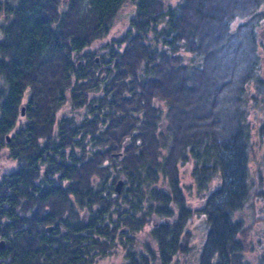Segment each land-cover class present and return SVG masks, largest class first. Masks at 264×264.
Listing matches in <instances>:
<instances>
[{
	"label": "trees",
	"instance_id": "1",
	"mask_svg": "<svg viewBox=\"0 0 264 264\" xmlns=\"http://www.w3.org/2000/svg\"><path fill=\"white\" fill-rule=\"evenodd\" d=\"M130 4V26L105 44L110 53L87 48L107 36ZM0 11L3 104L18 114L26 102L29 120L16 139L18 168L0 183V236L6 239L0 264H32V202L39 227L44 208L38 205L68 207L74 196L86 255L81 264L96 243L100 251L115 245L92 230L101 237L111 223L139 230L153 216L158 223L149 233L157 250L146 246L150 259L141 249L129 250L128 264H170L188 251L191 209L178 176L186 161L205 198L198 264H264V0H0ZM95 58L109 70L103 73ZM64 104L71 114L59 116ZM82 106L97 110L95 117L77 113ZM118 124L127 128L112 127ZM2 126L0 138L9 129ZM82 128L106 132L100 138L116 148L128 136L129 155L121 169L94 151L81 159L86 170L79 191L70 182L77 172L66 146L74 147L73 131ZM79 144L85 153L86 143ZM120 173L126 177L121 194L114 190ZM57 249L67 254V245Z\"/></svg>",
	"mask_w": 264,
	"mask_h": 264
},
{
	"label": "flooded vegetation",
	"instance_id": "2",
	"mask_svg": "<svg viewBox=\"0 0 264 264\" xmlns=\"http://www.w3.org/2000/svg\"><path fill=\"white\" fill-rule=\"evenodd\" d=\"M132 11L133 9L131 10V12ZM131 15L132 14H130L129 16V20L131 18ZM1 39H2V32L0 31V41ZM1 56H2V53L0 54V58ZM94 61L99 64L100 69L103 66L105 67L106 72L109 70L108 69V67L110 66L109 63L101 65V62L99 61L98 58H95ZM101 78L104 79V74H102ZM4 82H5V79L0 72V129L3 128L2 126L3 123L9 126V129L3 134V137L0 138V151H6L7 152L6 156H11L12 158H14L16 157L14 152L17 151L15 145L16 143L21 142L16 139H18L17 137L20 135L22 128L29 126L28 124L29 120L26 114V102H22L20 104V109H19L18 114L14 113L12 109L9 111L8 109L9 107L3 104V101L6 99L5 96L7 95V91H2L4 87ZM155 101L157 104L161 102L158 99H155ZM88 108L90 109V112H95V113L97 112V110H92L91 107H88ZM83 109L84 107L82 106V107L77 108L76 111L77 113L79 112L82 113L84 112ZM60 111H62V113L64 114L66 113L67 115L71 114L70 108L68 107L67 108L62 107ZM83 115H88L87 117H89V119H92L95 117V116L90 117L89 114H82L81 116ZM78 118L80 120V117ZM74 125L78 127L81 126L80 123L74 124ZM101 126L102 128H100V131L103 129V126L105 125L102 124ZM160 126H163L162 122H160ZM112 127L116 128L117 130H119L120 127L127 128V127H124L123 124H118L117 127L116 126L115 127L112 126ZM73 132H76L72 135V145H74V147L72 146H66V147H68V150L70 151V153L71 152L73 153V155L69 153L70 158L73 160L69 162L71 163V165H73V167L75 168L77 172V175H74V177L70 179V182H72V184H75V188L78 189L79 191L81 190V183L82 181H84L83 175L86 170L85 167L83 168V165L82 163H80V160L93 158L92 157L93 151L95 152L94 156H98L102 160L104 158L108 161L112 160V162L115 163V166L119 169H121L119 167V164L122 162V160H124V157L128 159L129 152L128 150H125V148L128 146V143H129L128 136L126 138L127 140H125L122 143L123 145L121 147L114 148V146H111L110 144L109 145L111 147L105 144L106 139L102 140L100 138L102 136L106 137V132L101 135L99 131H95V132L92 131V133L89 135V132H85L83 128L80 130L75 129ZM83 133L85 135V138H87L89 135L87 140H83V142L86 143V147L88 148V149L86 148L85 153H83V149L81 148L80 144L79 146L75 145V142L81 143ZM133 133L135 134L136 132H133ZM117 134L119 135L120 132H117ZM93 160H98V159L94 158ZM59 163H62V162H59ZM17 168H18V165H16V167H14L13 169H10L4 172L3 174H1L0 183L5 178V175L10 174L13 171H16ZM111 170L112 172H114V168H111ZM53 177H55V175H53ZM112 178L113 177L110 178V182L113 181ZM117 179L122 180L121 190L117 191L115 189V185L118 180L114 183V190L117 193L121 194V192L125 188L126 177L124 174L120 173ZM56 182H59V181L56 180ZM64 185H67V182H65ZM72 199L74 202L70 203L68 207L62 206L61 204H58V203H55L53 205L47 204L45 206H43L42 204L38 205L44 208L43 209L44 212H41V214L38 215L39 219H41V225L39 227L35 226L34 217H33V212L36 207V204L34 202L31 203V209L29 211V216L31 217L30 218L31 225L29 226L30 236H29V242H28V248H30L31 251L28 252V255H30L32 264H42V263L43 264H81V256H84V257L86 256L85 254L81 253L82 243L80 240L82 237L81 235L82 230L80 228V225L76 221L77 215L81 210L80 202L76 200L75 196ZM61 206H62V209H61ZM127 210H128V205L126 204L123 206L122 211H127ZM89 214L84 212L83 217L86 218L87 216H89ZM156 223H158V220L154 219V216H153L152 227L155 226L154 224ZM125 225L126 226L122 225L120 228L116 230L114 229L115 225L113 223L108 224V227L106 228V230L101 231L102 232L101 234L107 235L106 237L105 236L101 237L100 235L97 236V234L94 233V231L92 230L91 236H94L96 238L98 237V239L101 241H109L113 239L115 245H113L111 248H109L106 251L104 250L105 251L104 252V251H100L101 249L100 250L97 249L96 247L97 243H96L94 246L95 247L94 251L92 250L94 252V255H92V258L90 257V261L87 262L86 264H93L96 257H97V260H99L100 258L107 257L108 254L113 253V250L118 245H120L121 247H125L128 250L130 247L128 246L129 245L128 235L132 236V238L135 239L134 237L135 234L136 233L139 234V232L145 226L144 225L139 230H133L130 226H128V224H125ZM122 232H125V234H121ZM1 240H4L5 244L3 247L0 246V248H4L6 245V239L5 237L0 236V241ZM123 241L126 243V245L124 244ZM154 244L156 245V243ZM63 245L65 246L67 245V250H68L67 254H66V251H61L57 249V248L63 247ZM147 245L149 246V248H152L150 245V242L145 240L143 246L140 249L142 253L145 256L148 255V258L150 259L149 257L150 253L143 251V248L146 249ZM40 246L42 247L41 251L45 253H39L40 251H37ZM153 249L155 251L157 250V248L155 247ZM93 252L91 254H93ZM126 259H127L126 262H129V257L126 256Z\"/></svg>",
	"mask_w": 264,
	"mask_h": 264
},
{
	"label": "rangeland",
	"instance_id": "3",
	"mask_svg": "<svg viewBox=\"0 0 264 264\" xmlns=\"http://www.w3.org/2000/svg\"><path fill=\"white\" fill-rule=\"evenodd\" d=\"M170 3H174L177 0H167ZM132 4L128 6H124L119 11V15L117 14V17L114 20V23L107 34L106 37L100 38L95 40L92 45H90L89 49L97 51L98 54H106L110 53L112 50L110 46L105 45L110 39H119L123 34H125L126 30L130 26L129 23V16L130 14L133 13L131 10L133 9ZM128 14V15H127ZM5 22L4 15L0 11V27L1 25ZM259 36H260V49L261 52H263L264 56V19L262 22V25L259 29ZM116 44H119L116 43ZM97 54V55H98ZM103 72H106L105 67L102 70ZM110 73V72H108ZM102 86V85H101ZM94 94H92L93 96ZM159 104H162L163 106V101H161ZM63 108H67L68 105L64 104L62 105ZM84 107V112L82 114H89L90 117L94 116L95 112H90V109L86 106ZM62 111L58 113L60 116ZM102 128L100 125L99 129ZM96 129L94 130V132ZM92 132H89V135ZM88 135V137H89ZM87 137V138H88ZM87 138L82 140H87ZM87 142V141H86ZM88 143V142H87ZM115 148V147H114ZM88 149V148H87ZM7 152L6 151H0V176L4 172L13 169L17 165L16 159L12 158L11 156H6ZM192 168H193V163L191 161H186L184 163H181L179 166V184L183 189V194L185 197V200L187 201L188 207L191 209V216L188 219L186 223V229L184 230V235L186 234L189 236L188 238V243H187V252H178L175 254L174 258L171 260L170 264H198V256L200 254V249L201 246L205 242V234L207 230V223H206V218L204 216V203H205V198L197 192L195 185H194V179L192 175ZM259 204H263L264 206V200L260 201ZM154 219L157 220V218L154 216ZM152 221L153 219H150L149 222L145 224V226L142 228V230L139 232V234H135V239L132 242V248L129 247L127 250L124 247H121L120 245L116 246L115 249L113 250V253H110L107 255V257L100 258L97 260V257L93 264H127L128 262L126 259L127 252L136 250L139 251L140 248L143 246L144 241H149L150 245L152 248H157V245L154 244L152 236L149 234L150 228L152 226ZM187 232V233H186ZM189 232V234H188ZM145 247V246H144ZM131 248V249H130ZM144 252H147L146 249L143 248ZM250 257L253 258V253L250 254ZM153 261V259H151ZM154 263V261H153ZM155 264H160L157 260Z\"/></svg>",
	"mask_w": 264,
	"mask_h": 264
},
{
	"label": "water",
	"instance_id": "4",
	"mask_svg": "<svg viewBox=\"0 0 264 264\" xmlns=\"http://www.w3.org/2000/svg\"><path fill=\"white\" fill-rule=\"evenodd\" d=\"M121 186H122V180L119 179V180L117 181L116 185H115V189H116L117 191H120V190H121ZM4 244H5V241H4V240H1V241H0V246L3 247Z\"/></svg>",
	"mask_w": 264,
	"mask_h": 264
}]
</instances>
